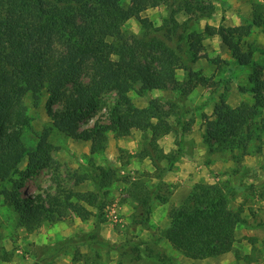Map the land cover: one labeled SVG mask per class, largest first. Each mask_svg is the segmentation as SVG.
<instances>
[{"label":"trees","instance_id":"1","mask_svg":"<svg viewBox=\"0 0 264 264\" xmlns=\"http://www.w3.org/2000/svg\"><path fill=\"white\" fill-rule=\"evenodd\" d=\"M123 2L0 0V204L18 214L27 232L55 221L67 209L82 221L94 218L92 231L54 244L49 248L53 254L43 258L44 262L69 249L87 247L136 256L132 257L135 262L145 259L150 264H176L168 256L157 254L149 243L127 240L113 245L102 238L108 168L94 165L90 175L94 191L71 193L65 202L27 196L23 190L27 181L52 161L56 147L50 137L54 131L89 142L93 155L106 149L110 134L116 138H126L134 132L150 136L141 156L148 158L156 171L160 170L159 163L167 160L168 165L159 175L161 181L186 154L190 128L187 119L195 111L186 101L195 89L208 82L203 73L195 71L204 58L206 39L220 37L236 66L252 69L251 88L241 91L251 95L252 103L242 102L233 108L221 100L212 117H205L206 143L211 151L241 150L247 156L250 144L261 140L264 133V63L255 59L250 46L244 50L242 44L254 28L264 29L262 5L252 4L246 24L230 28L206 26L199 31L191 21L179 22L177 15L185 12L199 18L211 17L212 8L200 0H129L127 6ZM162 4L167 15L157 27L142 14ZM131 19L139 21L142 36L124 28ZM151 91H171L174 98L165 102L155 98L145 108H139L130 96L131 92L143 96ZM107 93L117 96L108 113L109 123L96 122L81 129L84 120L102 108V98ZM28 95L36 106L47 96L46 111L51 119L50 126L38 134L34 147L23 140L34 120L25 104ZM169 133L179 137L173 154L159 147L160 139ZM26 161V168L21 170ZM130 184V196L136 204L132 221L142 225L151 215L153 203L167 199L161 196V184L153 189L139 179ZM239 188L229 180L195 184L183 204L170 211V223L162 230V238L191 260L218 258L232 252L238 228L249 226L243 208L233 207Z\"/></svg>","mask_w":264,"mask_h":264},{"label":"rangeland","instance_id":"2","mask_svg":"<svg viewBox=\"0 0 264 264\" xmlns=\"http://www.w3.org/2000/svg\"><path fill=\"white\" fill-rule=\"evenodd\" d=\"M200 1L205 7L212 8L211 17L199 18L185 12L177 15L179 22L191 21L190 24L199 31H203L206 26H241L248 23L253 3L264 7V0ZM123 4L127 6L129 0H124ZM166 15L164 4L142 14L157 27L163 24ZM124 28L136 35L144 34L136 19L128 21ZM242 42L244 50L250 46L255 51V59L264 63V54L261 53L264 52V29L254 28L251 36ZM205 46L204 58L195 66V71L203 73L208 82L195 89L186 101L195 110L187 119L190 128L186 134V154L179 157L161 181L159 175L168 165L167 160L161 161L160 170L156 171L151 161L141 156L150 136L134 132L129 137L116 138L110 134L106 149L93 155L89 142L54 131L50 137V143L56 147L52 161L27 181L23 193L65 202L71 193L94 191V182L90 178L94 165L105 167L110 169V179L104 188L108 192V204L100 234L106 242L113 245H121L127 240L149 243L157 254L168 256L176 264H264V133L261 140H254L250 144L247 156L241 150L211 151L204 139L205 117H212L215 106L221 100L233 108L242 102L252 103L251 95L241 93L242 89L251 88L249 77L252 69L236 66L231 52L218 36L206 39ZM262 77L264 79V72ZM130 96L139 108H145L155 98H161L164 102L174 98L171 91H151L143 96L131 92ZM102 99V108L93 117L84 120L81 129L92 127L96 122L109 123L108 113L116 104L117 96L115 93H107ZM46 101V95L38 106L34 104L31 95L25 99L28 112L34 119L32 128L23 136L29 147H34L38 134L50 126ZM178 138L174 133H169L160 139L159 147L164 153L173 154L177 149ZM26 165L27 161L20 169L24 170ZM136 179L146 182L149 189L161 184V196L167 199L166 202L153 203L152 213L142 225H134L132 221L136 204L130 196L129 188L130 183ZM226 180L240 187L233 207L243 208V216L249 226L241 225L238 228L233 251L226 255L206 260L184 257L162 238V230L170 223V211L183 204L195 184H215ZM93 229L94 218L82 221L73 210L67 209L55 221L44 223L34 232H27L22 228L18 214L0 204V264H150L145 259L135 262L132 257L136 256L120 255L107 249L96 251L87 247L72 248L61 256L42 261L53 254L49 248L54 244Z\"/></svg>","mask_w":264,"mask_h":264}]
</instances>
